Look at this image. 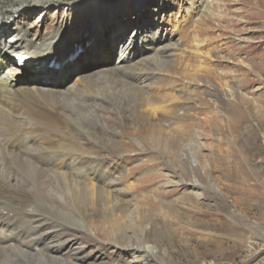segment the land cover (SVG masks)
<instances>
[{
	"label": "bare ground",
	"instance_id": "obj_1",
	"mask_svg": "<svg viewBox=\"0 0 264 264\" xmlns=\"http://www.w3.org/2000/svg\"><path fill=\"white\" fill-rule=\"evenodd\" d=\"M137 1L0 0V19L7 21L4 27L0 26V264H137L139 258L131 261L126 258L131 251L143 253L153 264H167L163 262L164 255L162 262L156 259L162 249L165 254L160 246L170 242L162 233L170 234L173 228L169 226L187 217L181 212L172 213V202L163 203L145 195L141 199L122 197L124 191L107 178L115 174L109 175L110 172L127 173L129 151L124 149L155 151L161 158H167L166 164L179 177L180 187L185 188L191 182L202 190L208 189V173H202L201 168L204 156L192 149L195 146L190 145L184 151L193 150L200 168L181 166L188 165L185 160L190 158V151L181 160L172 153L180 146V139L192 136V127L184 123L194 100L188 86L203 85L202 91L209 99H197L204 113L214 106L213 113L205 117L215 125L228 118L224 110L229 102L226 98L233 113V109L240 113L246 100L235 88L236 79L230 82L227 92H222V97L209 89L216 87L205 76L207 73L221 84L220 79L226 77V72L216 71L222 67L219 63L212 69L207 65V60H214L217 55L206 50L201 59L187 54V46L181 50L180 44L188 42L189 33L175 41L173 33L181 31V27L176 24L165 27L161 8L151 3L138 4L148 14L142 24L133 26L127 37L109 44L91 41L104 25L120 23L118 27H122L129 9L126 6ZM88 5L95 13L86 27L65 32V20L49 24L44 32L31 31L26 26L31 11L39 7L44 11L51 6L89 9ZM105 8L118 12L110 18L103 13L91 20ZM207 22V28L201 29L199 35L211 28V22ZM86 30L89 33L96 30L90 42L81 45L78 51L72 50V56L63 62L66 56L62 55L63 49L69 50L75 40L85 38ZM198 40L194 39L196 43ZM12 53L17 59L12 58ZM235 54L230 58H236L238 53ZM98 56L101 68L86 74L77 71L63 88L52 84L54 76L79 70L82 61ZM197 60L199 66L184 74L187 83H180L181 62ZM50 61L55 62L52 68L47 67ZM259 68L260 64L253 61L247 69H238L247 75ZM206 120L200 119L197 125L204 140L199 144L200 150L206 147L211 128ZM220 129L219 123L214 131ZM95 163H106V168L95 167ZM149 174L135 177L132 188ZM161 176L152 174L154 179ZM174 190L154 188L152 192L164 197ZM194 199V196L188 199L191 206L198 202ZM7 202L22 210L6 209ZM223 206L230 217L238 216L233 205L223 203ZM166 223L169 225L165 226Z\"/></svg>",
	"mask_w": 264,
	"mask_h": 264
},
{
	"label": "rangeland",
	"instance_id": "obj_2",
	"mask_svg": "<svg viewBox=\"0 0 264 264\" xmlns=\"http://www.w3.org/2000/svg\"><path fill=\"white\" fill-rule=\"evenodd\" d=\"M140 2L143 4L151 3L152 6L160 7V15H163L166 20L165 27L170 28L173 24H176L178 28L181 27L182 33L181 31L173 33L175 41L176 39L179 40L183 34L189 33L188 42L180 44L181 50L187 46L185 49L187 54L192 53L201 59L206 56L204 55L206 50L217 55L218 59L209 58L207 65L212 69L216 63H219L223 70L222 67H218L219 69L216 71L219 73L221 71L222 73L226 72V77L220 79L221 84L208 73L205 75L216 87L214 89L209 87L213 93L221 96L227 92L226 89L230 82L236 79L238 87L235 86V88L246 101L241 108V114L235 113V109H233V113L229 109L230 100L225 97L229 101L224 105L228 118L222 123L219 120L215 125V122L210 118H208L209 121L206 120V117L215 110L214 106H209L207 112L204 113L197 99H206V101L209 99V96L202 91L203 85L192 84L188 86V93L193 94L194 97L193 106H197V108L192 106L191 111L186 112L187 121L184 122L192 127V136L180 139L178 142L180 146L177 145V151L174 150L172 153L180 160L181 158L185 159V152L190 150L184 151V149L190 145L195 146L192 149L204 156L201 168L202 173H208L207 190H202L191 182H188L185 188L180 187L179 177L173 175V170L166 164L168 162L166 157L161 158L157 152H151V150L135 152L136 149L133 147L124 149L125 152L129 151V155L126 156L128 157L127 173L126 171L121 174L110 172L109 175L115 174L107 179L114 181L113 185L116 183V188L124 191L125 194L122 197L137 196L138 199H141L145 195L161 200L163 203L172 202L174 204L170 208L172 213L174 211L176 213L181 212L185 218L187 217V219L172 224L174 226L170 225V229L173 228V232L170 231V234L165 233V231L162 233V236L169 238L170 242L166 244V241L160 246L161 249H165V254L163 249L161 254H157L156 259L159 262H162L164 255L165 261L163 262H167V264H264V0H139L126 6L129 9L125 12L126 21H122V27H118L120 23L112 26L104 25V28L98 29L93 39H91V34L97 29L91 33L86 30L83 33L85 34L84 37L87 40H96L104 44H109L120 37H127L134 30L133 26L142 24L148 14L147 9L138 5ZM41 10V7L34 9L27 17L26 26L29 30L35 31L37 29L44 32L50 27L49 24L65 20L64 31L71 32L75 27L89 25L91 14L95 13L91 7L80 9V7L54 8L51 6L44 11ZM117 12L118 10L115 8H105L99 10L91 20L102 17L103 13L106 14V18H110ZM121 18L123 15L116 18V22ZM207 20L211 22V28L206 34L199 35L201 29H206L207 25L209 26ZM118 30H121L120 34L116 33ZM194 36H198L199 40L198 37L195 38ZM194 39L199 42L196 43ZM89 42L87 41L83 46ZM79 48L73 51H78ZM238 48L241 50L239 51ZM68 51L67 48L63 49L62 55L67 54ZM198 51L202 54H199ZM235 53H238L237 57L230 58ZM72 54L68 53L67 55L69 57ZM66 59H62L63 62H66ZM253 61L260 64V68L256 69L254 73L247 72V75L241 73L240 69H247ZM198 66V60L196 62H181L182 78L185 73H191L190 70ZM99 68H101V57H90L82 61L79 70H71L61 76H54L51 82L55 87L63 88L72 81L70 78L77 71L86 74ZM181 79H179L180 83H187V79ZM202 118L208 121L207 123L211 128L207 132L206 147L200 150L199 144L204 143V140L200 138V129L197 125H200L198 122ZM184 123H182L183 127ZM219 123L221 131L215 130V132L214 129ZM192 153L193 150L189 153L188 157L190 158L185 160L188 165L181 164L183 168L191 169L196 165L200 168L199 159ZM121 164L124 165L125 163L122 162ZM138 164L140 167L137 166ZM94 166L106 168V163H95ZM212 168L213 170L210 171ZM148 173L150 176L148 175L144 181L137 182L136 187L132 188L135 177L138 178L141 174L147 175ZM153 173H160L162 176L154 179ZM143 185H145L144 188H142ZM154 188L159 189V191L175 190L170 195L162 197L159 193L153 194ZM187 195L190 198L194 196V200L199 202L196 203L197 207L190 205V201H188L190 198ZM220 201L233 205L238 216L232 215L230 217ZM6 205L5 208L11 207L10 210L12 211L22 210L14 207L12 202H7ZM143 214L145 213L143 212ZM164 225L168 226L169 224ZM178 225H182L183 228ZM155 251L156 249L153 248V253ZM135 257L140 259L137 260V264H153L150 258L145 257L141 252H128L126 258L131 261Z\"/></svg>",
	"mask_w": 264,
	"mask_h": 264
}]
</instances>
